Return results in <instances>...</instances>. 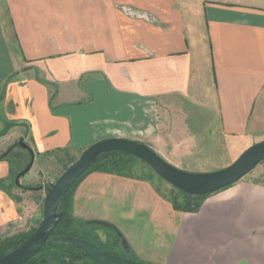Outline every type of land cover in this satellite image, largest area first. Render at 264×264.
<instances>
[{"label": "crops", "instance_id": "0c3cea01", "mask_svg": "<svg viewBox=\"0 0 264 264\" xmlns=\"http://www.w3.org/2000/svg\"><path fill=\"white\" fill-rule=\"evenodd\" d=\"M180 102H203L225 140L250 142L264 118V0H0V130L15 122L29 141L32 187L61 148L126 138L170 163L183 146L191 153L192 137L161 111ZM11 168L0 160V180ZM93 179L110 199L84 204L130 220L143 264H264V181L253 173L196 213L173 211L149 178ZM21 205L0 189V230L22 219Z\"/></svg>", "mask_w": 264, "mask_h": 264}, {"label": "rangeland", "instance_id": "374dc122", "mask_svg": "<svg viewBox=\"0 0 264 264\" xmlns=\"http://www.w3.org/2000/svg\"><path fill=\"white\" fill-rule=\"evenodd\" d=\"M207 78L211 79V77ZM206 84L207 86L211 85L210 83ZM203 102H199V104L197 105H192L190 103H187L185 105L180 102L173 107L169 106L166 108L161 106V111L165 114L164 116H169V118L171 117L169 120H173L174 122H176L175 125L177 124V126L180 127L179 133L174 127L172 129L176 130L175 133L177 134V136H180L181 139H184V142L186 140H190L189 137H192L191 139H193V151L191 153H188V149L190 150L191 148L185 146L181 147L178 150L179 156L173 157V160H171L172 163L167 161L172 166L190 173L215 172L230 166L248 148L264 141V118H261L260 127L251 136V140L249 143L238 145L237 141L235 140H232V142H228L229 140H225L221 136V133L219 131L220 122L217 112L215 110L213 111L212 108L204 106ZM16 128L17 127L13 128L8 133V135L0 138V149L2 146L7 145L4 153L7 152L9 148H11L20 137L16 136V133L18 131ZM25 143H29V141ZM186 146L189 145L186 144ZM88 148H85L84 150L77 153H74V151L68 148H61L54 151L50 160L45 159L48 162H45L44 160L41 164L39 163L36 169H42V172H40L39 175L40 178H38V182L40 184L34 186L37 188L39 186L44 187L45 191L41 192L40 194H35L36 191H32L29 189H21L17 185L16 187L12 186L11 183H8L7 181L6 186L8 187V191H11L13 195L17 197V202L22 203L21 206L22 208H24V212H22L23 210H21L22 219L15 221L16 223L11 227L0 230V241L18 233L28 232L30 229H33L35 227L37 228L39 226L41 220L43 219L44 202L48 188L54 185L57 180L64 174V172L71 165H73L80 158L82 153ZM163 155L166 157L165 154ZM19 160L23 161L24 164H28L29 153L27 152V150L17 147L14 152L9 155V161L13 164V169L16 171H18L20 168L19 163H17ZM95 173L107 174L95 171L88 174L82 180V182L76 187L72 196V214L75 216V218H77V220L80 221L88 222L98 220L105 221L113 225L116 229H111L105 226L97 227V233L101 237L102 241L108 243L114 240L116 237L115 230L119 231L120 235L123 237V241L121 244L122 255H126V257L139 261L138 258L135 257L136 253L134 252V248L132 247V240L135 238V234H132V230L136 231L137 229L133 227L130 228V220L123 219V217L118 212H115L114 209L111 210V214L109 215L107 220L98 219L100 213L96 212L95 209H90L88 204H84L83 199L88 198L94 199L95 201L100 198L102 199V201L110 199L108 196H103L105 192L102 191V184L100 185V183H97V186L90 187V184L94 180L93 178ZM251 173L258 176V180L264 181V161L261 162ZM27 174L20 179V185L25 188H33L34 186H31ZM116 176L127 178L134 176L139 179L149 178L148 180L153 184V187L155 188L160 198L168 202L171 205L173 211L178 213L183 212L175 210L173 206V195L175 193L178 194V192L174 191L172 185L159 177L145 162L136 160L130 165L129 168H127L123 172V174ZM19 189L23 191L20 193L18 191ZM208 198L209 197H207L206 199ZM179 200L181 201L182 198L179 197ZM14 201H16V199H14ZM110 205L114 206L113 202H111ZM109 210L110 209L108 208V212ZM103 216L104 212L102 211V217Z\"/></svg>", "mask_w": 264, "mask_h": 264}, {"label": "water", "instance_id": "95a60500", "mask_svg": "<svg viewBox=\"0 0 264 264\" xmlns=\"http://www.w3.org/2000/svg\"><path fill=\"white\" fill-rule=\"evenodd\" d=\"M4 127L0 130V138L8 135L15 127V122L3 121ZM18 145L30 153V162L27 168L17 175L15 182L21 189L20 179L26 175L34 164V152L28 146L24 137ZM119 151L145 162L159 177L173 187L191 195H210L235 184L250 174L264 161V141L257 143L245 152L230 166L209 173H190L180 170L167 161L146 144L126 138H108L92 144L80 158L71 165L64 174L47 190L44 202L43 219L36 231L20 247L0 259V264H25L42 248L51 243L50 237L62 221L64 214L59 212V205L72 185L82 176L104 153ZM98 226L116 229L105 221H90ZM62 242L71 243L82 250L84 255L99 264H143L129 257L109 253L99 246L83 239L66 238Z\"/></svg>", "mask_w": 264, "mask_h": 264}, {"label": "trees", "instance_id": "16d2710c", "mask_svg": "<svg viewBox=\"0 0 264 264\" xmlns=\"http://www.w3.org/2000/svg\"><path fill=\"white\" fill-rule=\"evenodd\" d=\"M17 147V145H14L9 148L7 152L1 154L0 160L8 158L9 155L14 152ZM30 158L31 157L29 153V162ZM136 160L139 159L119 151L102 154L96 160V162L82 176H80V178H78V180L72 185L70 190L62 199L59 205V212H63L64 216L62 221L58 224L50 237L51 243L42 248L38 254L33 256L25 264H99L85 256L83 251L78 249L73 244L61 241V239L66 238L83 239L99 246L100 248L108 251L111 254L124 256L121 253V244L123 241V237L120 235L119 231L115 230L116 237L114 240L108 243L103 242L101 237L97 233L98 225H95L90 221L85 222L77 220V218H75V216L72 214V196L76 187L88 174L97 171L107 174L121 175ZM17 163H19L20 165L19 170H14L13 164L11 163L12 168L10 177L7 180H0V189L6 190L13 199H16V201L17 197H15L12 192L8 191L7 189V181L10 182L12 186L16 187L15 179L17 175L24 171L29 164H24V162L21 160H19ZM256 182H260V180H256ZM173 188L174 191L178 192V194L175 193L173 195L174 209L183 212H198L201 209L206 198L211 195H191L175 187ZM179 197L182 198L181 201L179 200ZM36 229L37 228L35 227L33 229H30L28 232L18 233L0 241V259L20 247L31 237ZM124 257H126V255Z\"/></svg>", "mask_w": 264, "mask_h": 264}, {"label": "flooded vegetation", "instance_id": "af4514ba", "mask_svg": "<svg viewBox=\"0 0 264 264\" xmlns=\"http://www.w3.org/2000/svg\"><path fill=\"white\" fill-rule=\"evenodd\" d=\"M21 138V136L17 139V142L14 144V145H17L18 147H20L19 145H18V141H19V139ZM13 145V146H14ZM28 145V144H27ZM29 146V145H28ZM21 148V147H20ZM23 149V148H22ZM16 183V182H15Z\"/></svg>", "mask_w": 264, "mask_h": 264}]
</instances>
